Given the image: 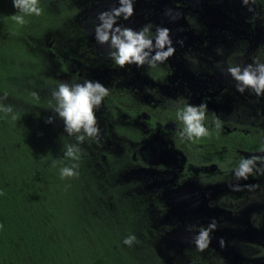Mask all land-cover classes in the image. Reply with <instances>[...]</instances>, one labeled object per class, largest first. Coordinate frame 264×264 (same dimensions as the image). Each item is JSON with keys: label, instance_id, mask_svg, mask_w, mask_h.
I'll return each instance as SVG.
<instances>
[{"label": "trees", "instance_id": "16d2710c", "mask_svg": "<svg viewBox=\"0 0 264 264\" xmlns=\"http://www.w3.org/2000/svg\"><path fill=\"white\" fill-rule=\"evenodd\" d=\"M102 1L38 0L37 16L0 0V97L7 94L0 105L13 110H0V264H228L210 245L200 250L189 236L182 240L162 223V200L143 191L139 180H125L124 170L139 165L133 150L109 153L101 146L105 135L80 143L52 110V91L61 83L50 55L56 40L62 37L68 47L64 69L78 54L82 60L86 51L77 43L84 31H96ZM256 1L264 12V0ZM13 15H23L25 23ZM48 42L52 50L45 51ZM50 116L55 119L48 123ZM217 121L230 127L215 114L205 115L204 126L216 128ZM235 127L237 145L229 149L261 152L263 130ZM69 145L79 147V160L64 156ZM244 159L238 154L233 168ZM73 164L78 175L62 179L60 169ZM219 166L229 172L226 152ZM132 235L129 246L124 240Z\"/></svg>", "mask_w": 264, "mask_h": 264}, {"label": "rangeland", "instance_id": "374dc122", "mask_svg": "<svg viewBox=\"0 0 264 264\" xmlns=\"http://www.w3.org/2000/svg\"><path fill=\"white\" fill-rule=\"evenodd\" d=\"M132 6L133 14L127 19L117 17L114 27L137 32L148 27L151 37H155L157 28L167 29L171 43L164 51L169 46L174 49L167 59L157 62L172 71L164 82L154 85L149 80L147 68L152 64L136 65L140 69L136 76L140 78L136 89L140 103L154 102L158 98L152 93L155 90L170 101L181 98L208 109L218 107L225 123L232 127L240 125L253 133L264 130V95L258 96L251 89L238 91L237 81L228 72L230 67H255V54L259 60L264 59V12L256 0H132ZM118 7L120 0H103L101 10L110 12ZM163 83L164 92L160 87ZM98 127L102 137L105 133ZM152 139L147 141L149 146L142 147L145 164L153 158L156 147L152 146L159 140ZM104 141L101 146L109 153L123 152L124 139L108 133ZM168 159V163L157 161L167 168L182 157L174 152ZM123 174L125 180L140 179L146 192L153 187L170 188L174 178L158 176L153 166L125 169ZM228 180L217 187L192 179L164 200L167 216L162 223L175 231L183 230L195 243L202 230H209L207 245L228 264H264V163L257 162L247 179L233 176ZM212 224L215 227L210 229Z\"/></svg>", "mask_w": 264, "mask_h": 264}, {"label": "flooded vegetation", "instance_id": "af4514ba", "mask_svg": "<svg viewBox=\"0 0 264 264\" xmlns=\"http://www.w3.org/2000/svg\"><path fill=\"white\" fill-rule=\"evenodd\" d=\"M84 32L86 34L82 37L85 40L77 43V50L83 49V52L86 51V53L81 55L82 60L76 59L80 56L78 54L67 69L63 68L67 60V57L63 56V47L65 46L66 49L68 47L62 42V37H58L56 40L58 42V48L57 46L55 48L56 54L50 55L55 62L57 78L61 83L69 84L82 83L85 80L99 81L108 89V95L103 98L101 106L97 109V123L103 133H105V137L106 134L111 133L117 138L124 139L125 142L122 143L123 152L121 153L134 151L133 154L131 153L132 159L134 161L138 160L139 165H132L130 168L153 166L158 176L165 174L174 175L170 188L153 187V191H150L155 196L157 195L160 201L162 200L163 205L167 197L178 192L181 187L187 186L194 178H197L202 183L221 187L222 184L229 182L228 179L236 176V169L233 166H237L236 159L238 154L243 155V151L240 152L237 148L229 149V146L237 145V141L231 137L236 125L232 127L228 124L230 127L209 128L210 139L207 138L205 142L182 138L180 132L183 129V124L176 119L177 113L182 111L187 105L198 107L202 104L181 98L170 101L161 97L155 90L152 93L158 95V98L154 102H150L151 104L149 105L140 103L141 98H137L139 96L136 90L137 82L140 81V78L136 76H139L140 69L136 68V64H126L124 67H119L109 55L112 51L110 45L108 43H99L96 38V31L87 30ZM50 50H52V46L47 44L45 51ZM257 56L256 54L252 56L253 60L257 58L256 64H263L261 58L259 60ZM171 72L168 65L159 63L147 68L149 80L154 85L164 82ZM165 85L164 83L160 84L163 92ZM201 88L209 93V89L206 86ZM166 92L168 91L166 90ZM211 94H214L213 91ZM203 98L201 97L200 100ZM216 108L218 109V107ZM216 108L213 106H210V109L206 108L205 115L215 114L225 123L224 114ZM109 119H112V121H109ZM120 129L123 130V133H119ZM243 129L249 131V129ZM129 131H131L133 136L129 135ZM150 138H153L152 141L156 138H159V140L155 146H152L156 147L153 158L151 157L149 163L145 164L142 161V147L149 146L147 141ZM104 143L105 141L102 142L103 146ZM127 146L128 148H126ZM174 152L182 157L181 161L178 162L176 160L169 167L163 168L157 160L168 163V158ZM224 152L227 154V159L230 157L231 168L229 172L219 166V161H222ZM155 153L158 154L155 155ZM149 169L154 171L153 168ZM153 179L154 176L151 180ZM138 180L140 181V179Z\"/></svg>", "mask_w": 264, "mask_h": 264}, {"label": "clouds", "instance_id": "9594fccd", "mask_svg": "<svg viewBox=\"0 0 264 264\" xmlns=\"http://www.w3.org/2000/svg\"><path fill=\"white\" fill-rule=\"evenodd\" d=\"M247 3V0H245ZM13 7L20 13L27 15H40L42 9L38 6V0H13ZM133 14L132 0H120V7L112 9L110 12L100 13L98 19L100 24L96 27V38L99 43H108L112 51L111 58L119 67L126 64H136L137 67L145 63L154 65L167 59L174 51L170 46L164 51L165 45H170L168 30L157 28L155 37L148 35L149 28L145 27L141 31H133L130 28L114 27L116 18L123 15L125 19ZM13 19L24 24L23 15H13ZM155 39V44H153ZM155 50V55H152ZM228 72L237 81V89L240 92L251 89L258 96L264 95V64L257 63L255 67L248 65L242 70L239 67H230ZM108 95V89L99 81L85 80L82 83H60L52 91L55 105L52 110L63 120L64 128L68 135H75L76 140L82 143L86 137L97 139L99 137V127L95 111L101 106L102 100ZM37 99L38 93H33ZM7 99V94L0 97V100ZM0 110L5 113H12V107L0 105ZM206 105H187L182 111L177 113V119L183 124L180 132L182 138L195 140L209 135L208 129L204 126ZM15 119V116H13ZM55 117H48L47 122L51 123ZM219 128V121L216 122ZM264 152V148L261 149ZM80 149L77 145L67 146L64 156L73 161L79 160ZM264 163V156H253L249 159L241 160L235 175L239 178L247 179L256 162ZM78 165L60 169L61 178L77 176L75 169ZM210 229L215 224L209 226ZM135 241V236H128L124 243L131 246ZM209 242V230H202L196 238V243L200 250L207 247Z\"/></svg>", "mask_w": 264, "mask_h": 264}, {"label": "water", "instance_id": "95a60500", "mask_svg": "<svg viewBox=\"0 0 264 264\" xmlns=\"http://www.w3.org/2000/svg\"><path fill=\"white\" fill-rule=\"evenodd\" d=\"M243 155L244 156H246V157H253V156H263L264 155V152H256V153H244L243 152ZM166 213V212H165ZM164 213V215H163V218L165 217V216H167V214H165ZM177 232V235H179V237L182 239V240H185V233H184V231L183 230H180L179 232L178 231H176Z\"/></svg>", "mask_w": 264, "mask_h": 264}]
</instances>
